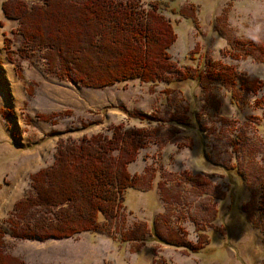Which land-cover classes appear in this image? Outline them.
Returning a JSON list of instances; mask_svg holds the SVG:
<instances>
[{
    "label": "rangeland",
    "instance_id": "obj_1",
    "mask_svg": "<svg viewBox=\"0 0 264 264\" xmlns=\"http://www.w3.org/2000/svg\"><path fill=\"white\" fill-rule=\"evenodd\" d=\"M2 1L0 227L5 251L26 264H264V83L251 91L238 76L229 82L207 73L219 64L231 73L245 58L258 56L245 55L226 30L233 5L241 9L244 0H229L226 7L224 0H158L175 33L169 54L177 66L193 69V77L155 83L131 78L99 87L60 77L40 49L20 57L21 37L13 31L17 21L4 17ZM212 33L221 37L215 46ZM3 35L10 38L14 62L5 55ZM118 123L152 135L127 166L140 177V186L126 189L107 235L14 237L5 218L16 199L33 192L30 175L68 152L70 143L97 133L110 136ZM193 174L208 182L191 181ZM201 233L206 240L193 250ZM176 238L185 245L168 242Z\"/></svg>",
    "mask_w": 264,
    "mask_h": 264
},
{
    "label": "trees",
    "instance_id": "obj_2",
    "mask_svg": "<svg viewBox=\"0 0 264 264\" xmlns=\"http://www.w3.org/2000/svg\"><path fill=\"white\" fill-rule=\"evenodd\" d=\"M149 1L3 0L1 10L4 17L17 21L13 31L21 41L16 53L27 58L32 51L42 50L47 66L72 83L99 87L131 78L148 83L192 78L194 70L177 66L169 54L175 39L172 24L161 12L158 0ZM177 13L181 14V9ZM239 42L245 55L264 57V47ZM3 49L14 62L6 35ZM219 66L207 73L229 82L238 76L242 87L251 91L263 85ZM16 74L20 76L19 68ZM131 116L155 119L143 114ZM151 135L148 130L124 128L118 123L110 136L97 133L70 143L68 152L30 175L33 192L16 199L5 218L11 234L20 238L69 237L85 231L107 235L126 189L140 186V177L131 174L127 166ZM188 178L198 184L208 182L201 174ZM260 200L264 214V177ZM3 236L0 227V264H26L5 251ZM201 236L191 245L193 250L206 240L205 234ZM168 242L185 245L178 238Z\"/></svg>",
    "mask_w": 264,
    "mask_h": 264
},
{
    "label": "clouds",
    "instance_id": "obj_3",
    "mask_svg": "<svg viewBox=\"0 0 264 264\" xmlns=\"http://www.w3.org/2000/svg\"><path fill=\"white\" fill-rule=\"evenodd\" d=\"M229 0H224L226 7ZM245 6L241 9L230 11L225 19L226 30L230 33L233 40L249 42L257 47H264V0H244ZM220 35L212 33L211 39L214 46L219 43ZM214 60L215 58L212 57ZM235 71L245 75L249 79H257L264 83V59L254 57L252 60L247 58L234 66Z\"/></svg>",
    "mask_w": 264,
    "mask_h": 264
}]
</instances>
